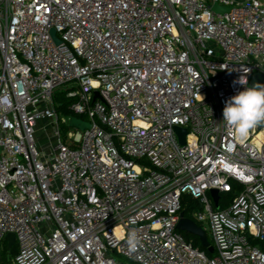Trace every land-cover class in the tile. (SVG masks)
Wrapping results in <instances>:
<instances>
[{"label":"built area","instance_id":"1","mask_svg":"<svg viewBox=\"0 0 264 264\" xmlns=\"http://www.w3.org/2000/svg\"><path fill=\"white\" fill-rule=\"evenodd\" d=\"M244 68L264 85V0H0V255L264 264V124L240 139L223 122Z\"/></svg>","mask_w":264,"mask_h":264},{"label":"clouds","instance_id":"2","mask_svg":"<svg viewBox=\"0 0 264 264\" xmlns=\"http://www.w3.org/2000/svg\"><path fill=\"white\" fill-rule=\"evenodd\" d=\"M243 72L245 74L234 83L245 86L244 90L226 101L223 109V122L240 139L246 138L252 129L264 124V85L248 87V69L244 68ZM129 244L135 248L134 237Z\"/></svg>","mask_w":264,"mask_h":264},{"label":"water","instance_id":"3","mask_svg":"<svg viewBox=\"0 0 264 264\" xmlns=\"http://www.w3.org/2000/svg\"><path fill=\"white\" fill-rule=\"evenodd\" d=\"M212 10L215 12L222 11V9H220L217 4H215L212 7ZM261 79H262L261 75L255 74L253 76L252 85L253 86H255L257 84L261 85ZM96 96H98V94H96ZM70 127H74V128L80 129V130H84V129L89 128L90 124L87 122H84L83 120H81L77 117H72L71 121H70ZM175 130L179 136L180 143L183 145L185 143L186 130L180 129V128H176ZM212 196L214 198L216 207H218V203H217L218 198H219L218 193L216 191H213ZM181 217H182V219L178 225V228L182 231H186L190 234L198 236L201 243H202V246L208 247L209 244L207 242V238H206L204 232L202 231V229L199 228L193 221L183 218V215H181ZM6 239L8 240V246L11 247L15 241V236L13 234H8Z\"/></svg>","mask_w":264,"mask_h":264},{"label":"rangeland","instance_id":"4","mask_svg":"<svg viewBox=\"0 0 264 264\" xmlns=\"http://www.w3.org/2000/svg\"><path fill=\"white\" fill-rule=\"evenodd\" d=\"M58 92L65 95L64 91H58ZM53 129H54L53 126L49 124L48 122H39L38 125L35 127V132H36L35 137L37 139V144L39 148L46 150L45 148H49L51 146L52 139L50 137L52 136ZM63 135H64V132H63ZM198 224L201 227L207 228V224H202V223H198ZM206 234L208 235V239L211 242L209 233L207 232ZM189 237L192 239H195L198 242V240L196 239V236L189 234ZM113 257L116 260H119L124 264H133L131 261L127 260L126 258L120 255H114Z\"/></svg>","mask_w":264,"mask_h":264},{"label":"trees","instance_id":"5","mask_svg":"<svg viewBox=\"0 0 264 264\" xmlns=\"http://www.w3.org/2000/svg\"><path fill=\"white\" fill-rule=\"evenodd\" d=\"M56 108L60 116L63 117H69L72 116L69 105L74 101V99L67 98L64 94L57 92L54 97ZM63 132L64 134L69 129L68 126H63ZM262 249L264 250V244L262 245ZM16 254V251H11L10 255L8 256L6 254V251L3 252V254L0 255V264H9L10 258Z\"/></svg>","mask_w":264,"mask_h":264}]
</instances>
